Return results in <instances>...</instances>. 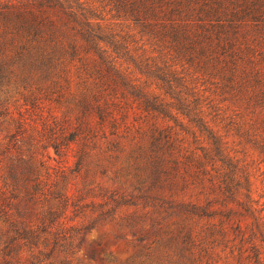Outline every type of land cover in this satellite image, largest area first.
Listing matches in <instances>:
<instances>
[{
  "label": "trees",
  "instance_id": "obj_1",
  "mask_svg": "<svg viewBox=\"0 0 264 264\" xmlns=\"http://www.w3.org/2000/svg\"><path fill=\"white\" fill-rule=\"evenodd\" d=\"M2 117L0 264L66 239L70 175L102 199L79 230L130 209L127 264H264V0H0Z\"/></svg>",
  "mask_w": 264,
  "mask_h": 264
},
{
  "label": "rangeland",
  "instance_id": "obj_2",
  "mask_svg": "<svg viewBox=\"0 0 264 264\" xmlns=\"http://www.w3.org/2000/svg\"><path fill=\"white\" fill-rule=\"evenodd\" d=\"M0 123V140H3L7 133L6 129H8L7 117H2ZM42 153L45 154L43 158L45 160L43 175L48 181L59 178L63 172H69L68 170L74 166L75 158L72 147L68 151H65L62 156L55 155L53 150L43 151ZM48 154H50V158L47 157ZM104 182L106 186L110 187L109 180H105ZM123 182L128 185L131 183V179L124 176ZM88 183L89 181H86V178L70 175L64 182V185L62 184L63 191L69 195L70 200L62 208L61 215L50 226L54 227V230L66 234V239L59 240L56 246L52 244L51 240L49 242L46 241L45 244H49L47 248L43 244L45 240L42 237H38V239L34 238L29 243L27 241L18 243L17 259L20 263L127 264L128 259L138 254L142 247L141 244L132 240L130 234L121 232L117 225L119 216L129 213L130 209L119 207L116 209L115 214L103 223L96 224L94 228H89L88 230H79V228L86 225L92 226L91 222L99 211L94 212L91 207H85V204L102 202L101 198H94L92 194H87L84 190L82 191ZM94 186L95 184L88 185L87 188L93 189L92 193L97 195L99 191ZM259 192L264 193V188L261 185ZM262 200H264V196ZM56 203L57 200L49 197L44 207L38 206L36 217H42L40 213L56 205ZM73 203L77 204V206H73ZM72 227L74 230L70 229ZM2 234L9 235L10 233H8L7 228H3ZM120 235H124V237L122 238ZM92 249H96L99 262L89 256ZM110 260L115 261L111 263Z\"/></svg>",
  "mask_w": 264,
  "mask_h": 264
}]
</instances>
